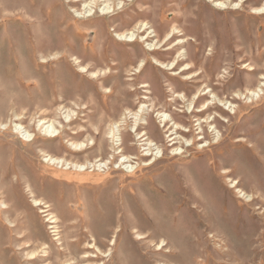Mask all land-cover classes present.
Segmentation results:
<instances>
[{
  "label": "rangeland",
  "instance_id": "1",
  "mask_svg": "<svg viewBox=\"0 0 264 264\" xmlns=\"http://www.w3.org/2000/svg\"><path fill=\"white\" fill-rule=\"evenodd\" d=\"M83 1L0 0V201L7 205L0 264H264V85L252 99L232 95L264 81V0L226 8L209 0H97L80 14ZM171 27L181 32L164 41ZM149 29L152 51L143 37ZM127 30L132 41L114 36ZM182 36L186 57L173 71L152 64L153 57L170 63L180 48H168ZM140 59L145 66L132 74ZM186 63L197 78L179 74ZM97 71L105 75H90ZM209 90L223 102L214 98L217 107L199 112ZM197 92L207 94L191 103ZM140 105L147 108L136 120ZM159 113L172 121L159 122ZM39 120L53 122L54 133L39 134ZM16 123L35 135L31 142L21 143ZM143 132L155 144L151 156L138 145ZM178 135L189 141L170 145ZM79 142L81 149L71 145ZM176 146L183 149L172 152ZM44 154L108 163L85 177L63 176ZM231 181L251 197L234 193ZM34 196L51 204L56 228ZM221 231L226 243L211 236Z\"/></svg>",
  "mask_w": 264,
  "mask_h": 264
},
{
  "label": "bare ground",
  "instance_id": "2",
  "mask_svg": "<svg viewBox=\"0 0 264 264\" xmlns=\"http://www.w3.org/2000/svg\"><path fill=\"white\" fill-rule=\"evenodd\" d=\"M75 1H80V0H75ZM210 2H213L214 1V3H215V6H218V7H221V8H226L227 7V5L230 3V1L231 0H222V1H215V0H209ZM82 4V10L79 12L78 10H76L75 9V11L76 12H79L80 14H84L85 12H87V13H91V12H93L94 11V9H95V7H96V5H97V0H86V1H83V3H81ZM239 5V2L238 3H235L234 4V7H237ZM107 9V10H109V8H110V2H106V3H104L102 6H99V7H97V9L99 10V12L100 13H102V12H107V10L106 11H103L104 9ZM262 9H264V4H263V6L261 7V9H259V10H262ZM256 10H258V9H256ZM136 25V24H135ZM137 25L139 26L138 28H142V30L144 31V30H148V28H147V25H148V23L147 22H144V21H140L139 23L137 22ZM150 31H146V34H145V36H143L144 37V41H147L149 38H153L154 36H156V35H151L152 33H154L155 32V30H151V29H149ZM176 32H181V30L179 31V29L178 28H176V27H171L167 32H166V34H165V37H164V41H168V40H171L173 37H174V35H175V33ZM155 34V33H154ZM114 36L117 38V39H119V40H122V41H132L133 39H134V37H135V32H134V30H127V31H123V32H116L115 34H114ZM137 40V39H136ZM139 41V40H138ZM150 41V40H149ZM193 41V40H192ZM148 42V41H147ZM157 42V41H156ZM156 42H148L147 44H146V46H147V51L149 50V51H152V50H155L156 49V47H155V45H156ZM172 42H174V43H172L171 44V47L170 48H168V50H170L171 48H177L178 47V45L180 46V45H182L183 43H185V42H187L186 41V39H185V37H181V38H177V39H175L174 41H172ZM168 44V43H167ZM196 44V43H195ZM160 45V44H159ZM168 46V45H167ZM178 48H180V49H178V51H176L177 53H176V55L174 56V59H172V61L169 63H164V62H162L161 60H159V59H157V58H155V57H153L152 58V64H154L156 67H158V68H167L168 70H171V71H173L174 70V68L177 66V65H179V59H183L184 57H186V51L183 49V50H181L182 49V47H178ZM154 52V51H153ZM150 54V53H149ZM145 58H146V56H145ZM145 62H146V60H144V59H140V62H139V64H138V66H137V68H136V70H135V72L134 73H132V74H135V73H138V72H140L142 69H141V67L144 65L145 66ZM192 63V62H191ZM250 66V65H249ZM192 67V65H190L189 63H186L185 64V66L183 67V68H181V70H180V72H179V74H181V73H184L183 75L184 76H186L187 78H197L198 77V75H197V73L195 72V73H189L188 72V70L190 69ZM83 67H80V69H82ZM141 69V70H140ZM140 70V71H139ZM205 70V69H204ZM248 70H253L252 68H250V69H248ZM96 71V70H95ZM203 71V70H202ZM87 72H90L89 70L87 71ZM130 73V72H129ZM101 74V75H100ZM90 75L91 76H95V77H97V76H103V75H105V71H100V72H91L90 73ZM171 75V74H170ZM177 77H179L178 75H176ZM263 78L264 77H259V79H262L263 80ZM184 79V78H183ZM129 80V79H128ZM191 80V79H190ZM203 80V79H202ZM200 81V80H199ZM201 82V81H200ZM168 84V83H167ZM205 84V83H204ZM188 85V84H187ZM264 85V81H261V80H258V86L259 87H257L256 88V90H253V89H251V88H246V89H248L249 91H248V93H245L244 91H241L240 89H237V90H235L234 92H233V98H235V99H240V98H254L255 96H258L259 94H260V92L262 91V89H261V86H263ZM149 85L145 82V83H142L141 84V87L142 88H147ZM184 86V85H183ZM207 88V87H206ZM211 89V88H210ZM184 92V91H183ZM207 93H203V95H200V94H198V92L195 94L196 95V99H195V97L194 98H192L191 100H190V102L192 103V102H197L198 101V99L200 98V96H204V95H206ZM208 94L209 95H211V101L208 103V100L209 99H205V101L202 103L203 105H202V108L199 110V112H207L208 110H209V108H210V105L211 106H214V107H217V106H215V103L213 102L214 101V98H217V96L212 92V90H209L208 91ZM182 95V94H181ZM192 96V95H191ZM142 98V97H141ZM173 99V98H172ZM143 100V99H142ZM217 100L219 101V102H223V100L222 99H220V98H217ZM237 101V100H236ZM220 103V104H221ZM238 103H239V101H238ZM218 104V103H217ZM216 104V105H217ZM156 105V104H155ZM204 105H206L205 107H204ZM222 105V104H221ZM240 105V104H239ZM144 108H147L145 105H140L139 106V108L136 110V112H135V117H136V120H138V118L140 117V113H142L143 111H144ZM149 108V107H148ZM190 107H188V109H189ZM228 108H230V103H229V105H228ZM231 110H233V107L232 108H230ZM230 110V111H231ZM149 111V110H148ZM193 111V109L192 110H190V112H192ZM229 111V110H228ZM25 113V112H24ZM192 114V113H191ZM218 115L219 114H216L214 117H213V120H216L217 119V117H218ZM207 116V115H206ZM159 117L161 118V120L159 121V122H165L166 121V119H168L169 118V121H172V119H171V117L169 116V115H166L165 113H159ZM220 117V116H219ZM221 118V117H220ZM22 119V118H21ZM39 119V118H38ZM199 121V119H196V121ZM227 120V119H226ZM21 121V120H20ZM206 121V120H205ZM21 123H22V121H21ZM21 123L20 124H18V123H16V124H13L12 125V131L14 132V133H16L18 136H19V138H20V141H21V143H24V142H31L33 139H34V137H35V135L34 134H32V133H30L27 129H26V127H24V126H22L21 125ZM53 123V122H52ZM52 123H47V122H45L44 120H39L38 121V123L36 124V129L38 130V133L39 134H42V135H47V134H52V133H54V131H55V127H54V125L52 124ZM60 123V122H59ZM32 125V124H31ZM134 125H136V124H134ZM198 125H199V122H198ZM1 126H3V125H1ZM27 126V125H26ZM33 126V125H32ZM168 126V125H167ZM34 127V126H33ZM131 127V126H130ZM175 127H177V128H180L181 126L180 125H175ZM187 127V126H186ZM195 127V126H194ZM172 128V127H171ZM198 128H200V125H199V127ZM130 129V128H129ZM65 130V129H64ZM82 130V129H81ZM167 130V129H166ZM202 130V129H201ZM115 131V129L114 128H111L110 129V131H109V136H110V138H112L113 139V141H115V144L118 146L119 145V141H120V136H117L116 135V132H114ZM120 131H122V130H120ZM107 132V131H106ZM119 132V131H118ZM132 132H133V130H132ZM134 132H136V129L134 130ZM179 132V131H178ZM184 132V131H183ZM186 132H188V131H186ZM186 132H184V133H186ZM11 133V132H10ZM74 133V132H73ZM175 134H177V132L175 131L174 132ZM182 133V132H181ZM138 136V139H139V141H138V145L139 146H141V149H142V151H144V153L142 154L143 156H151L153 153L152 152H150V147L151 146H153V145H155V144H153L152 143V141H151V139L149 140V137H147V135H146V133L145 132H143V133H141V134H139V133H136ZM183 134V133H182ZM199 134V133H198ZM213 134V133H212ZM39 136V135H38ZM200 136V135H199ZM215 136V135H214ZM40 137V136H39ZM53 136H51V138H52ZM191 137V136H190ZM189 137V138H190ZM42 138V137H41ZM47 138V137H46ZM200 138V137H199ZM176 139V140H175ZM184 140V141H189L187 138H184L183 136H181V135H178V136H175V137H173V138H171L170 140H172L173 142L170 144V145H174V144H176V143H179V140ZM248 139V138H247ZM34 142V141H33ZM95 142V141H94ZM109 142V141H108ZM155 142V141H154ZM203 143H201V145H202ZM213 144V143H212ZM240 144V143H239ZM71 145H73L75 148H78V149H81L82 147H83V143H81V142H79V143H76V144H71ZM186 145V144H185ZM204 145V144H203ZM93 146V145H92ZM65 147V146H64ZM91 147V146H90ZM99 147V146H98ZM251 148V147H250ZM126 149V148H125ZM140 149V148H139ZM183 149V147L182 146H176L175 148H173L172 149V152H175V151H180V150H182ZM84 151V150H83ZM121 150H117V153L118 152H120ZM80 153V152H79ZM111 153V152H110ZM100 155V154H99ZM155 155V154H154ZM120 157H119V159L122 161V160H128V161H130V163H132L133 165H137V164H140L137 160H135L136 158H134V157H129V156H125V155H123V154H121V155H119ZM98 158V157H97ZM154 159V158H153ZM43 162L48 166V167H52V169L54 170V172H56V173H58V174H60V175H63V176H65V175H67V174H73V175H78V176H80V177H85L88 173H91V172H93L94 170H99V168L101 167V166H103V165H106L107 163H108V160H104L103 162H100V160H96V161H94V162H86V163H77V162H72V160L71 161H68V160H64V159H62V158H59V157H53V156H51L50 154H44L43 155ZM98 162H100L99 164H98ZM125 162V161H124ZM149 162H151V161H148V162H144V163H142V164H146V163H149ZM116 165V164H115ZM44 167H46V166H44ZM13 170V169H12ZM9 171V170H8ZM220 174L222 175V177H223V179L226 181V182H229V180L227 179V174H228V171L226 170V169H223V168H221V170H220ZM4 175H5V172H3L2 173V177L4 178ZM13 178H14V180L16 181V182H19V176H18V174L17 173H15L14 172V174H13ZM24 183H27L26 181H24ZM234 181H231V183H229V185H230V187L231 188H233V187H235L234 186ZM12 185V184H11ZM31 185H32V183H31ZM1 187V186H0ZM28 188H29V191H30V194H31V196L33 195V193H34V191L33 190H31L30 188H31V186H30V184H28V186H27ZM234 193H236V194H241V190H239L238 188H233V190H232ZM243 194V193H242ZM241 194V195H242ZM244 198H245V200H248L251 196L250 195H247V194H243L242 195ZM32 203H33V205L34 206H42V210H41V212L42 213H44L45 215V217H46V221L47 222H49V224H55L56 222H57V217L55 216V215H53L51 212H49V210H50V207H51V204L48 202V201H45V200H43V199H40V198H35V196H34V198H32ZM7 208V205H6V203L4 202V201H0V213L1 212H6V209ZM3 221L7 224V226L8 227H10V228H15L16 226H17V224H16V222L14 221V220H11L9 217H7V216H3ZM4 224V223H3ZM5 225V224H4ZM56 228V226L55 225H53V226H51V228ZM56 232H57V230H56ZM57 235V234H56ZM211 236L212 237H214V238H217L219 241H222V242H224V243H226V241L225 240H223L224 238H226V236L225 235H223V232L221 231V232H218V233H216V234H211ZM57 239L60 241V238L59 237H57ZM165 252H169L170 250L168 249V248H164L163 249ZM33 252H36V251H33ZM30 253L29 255H27V256H30V255H33L34 253ZM44 252H46V251H44ZM95 257V255L93 254V253H90V252H85L84 253V255H83V258H85V259H91V258H94ZM87 264H89L90 262H86Z\"/></svg>",
  "mask_w": 264,
  "mask_h": 264
}]
</instances>
